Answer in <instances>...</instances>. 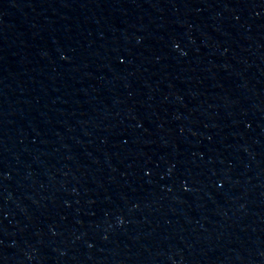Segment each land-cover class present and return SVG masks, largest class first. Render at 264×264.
<instances>
[{
  "label": "water",
  "instance_id": "1",
  "mask_svg": "<svg viewBox=\"0 0 264 264\" xmlns=\"http://www.w3.org/2000/svg\"><path fill=\"white\" fill-rule=\"evenodd\" d=\"M0 264H264V0H0Z\"/></svg>",
  "mask_w": 264,
  "mask_h": 264
}]
</instances>
